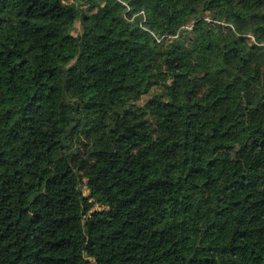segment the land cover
I'll return each instance as SVG.
<instances>
[{
	"label": "trees",
	"instance_id": "16d2710c",
	"mask_svg": "<svg viewBox=\"0 0 264 264\" xmlns=\"http://www.w3.org/2000/svg\"><path fill=\"white\" fill-rule=\"evenodd\" d=\"M0 264H264V0H0Z\"/></svg>",
	"mask_w": 264,
	"mask_h": 264
},
{
	"label": "rangeland",
	"instance_id": "374dc122",
	"mask_svg": "<svg viewBox=\"0 0 264 264\" xmlns=\"http://www.w3.org/2000/svg\"><path fill=\"white\" fill-rule=\"evenodd\" d=\"M102 1L104 4H108L110 2V0H102ZM80 32H81V24H80V20H77L75 23L74 34L78 35ZM148 98H149V94L141 96L140 98L137 99V102L139 104H145V102ZM72 111H73L75 118H77V119L79 117H85V116L89 115V112L78 111L76 107H74L72 109ZM73 167H74V174L77 176V182L79 184L80 189L82 190V192L84 193V195L86 197L89 196L90 191H89L88 186H87V182H88L87 179L85 177L80 176V174L77 171L78 170L77 166H73Z\"/></svg>",
	"mask_w": 264,
	"mask_h": 264
},
{
	"label": "built area",
	"instance_id": "2783aa9c",
	"mask_svg": "<svg viewBox=\"0 0 264 264\" xmlns=\"http://www.w3.org/2000/svg\"><path fill=\"white\" fill-rule=\"evenodd\" d=\"M65 2H72L73 0H64ZM253 40H254V38H253Z\"/></svg>",
	"mask_w": 264,
	"mask_h": 264
}]
</instances>
